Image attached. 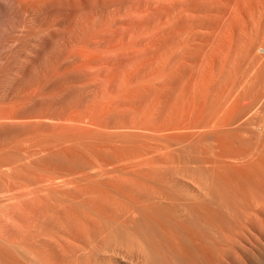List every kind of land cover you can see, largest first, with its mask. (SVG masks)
Segmentation results:
<instances>
[{"label":"rangeland","instance_id":"obj_1","mask_svg":"<svg viewBox=\"0 0 264 264\" xmlns=\"http://www.w3.org/2000/svg\"><path fill=\"white\" fill-rule=\"evenodd\" d=\"M148 1L0 0V264H264V0Z\"/></svg>","mask_w":264,"mask_h":264},{"label":"bare ground","instance_id":"obj_2","mask_svg":"<svg viewBox=\"0 0 264 264\" xmlns=\"http://www.w3.org/2000/svg\"><path fill=\"white\" fill-rule=\"evenodd\" d=\"M12 1H13V0H12ZM16 1H17V2H16ZM38 1H39V0H36V2H38ZM149 1H150V0H149ZM149 1H148L149 4H153V5L157 4V5H158V3L160 4V1H161V0H159V2H157V1L154 0V1H155L154 3L151 2V1L149 2ZM152 1H153V0H152ZM169 1H170V0H169ZM172 1H174V0H172ZM176 1H177V0H176ZM178 1H179V0H178ZM178 1H177V2H178ZM182 1H183V0H182ZM182 1H180V2H182ZM185 1L187 2V0H185ZM189 1H190V0H189ZM193 1H194V0H193ZM196 1L199 2V0H196ZM200 1H201V0H200ZM210 1H213V0H210ZM256 1H257V0H256ZM14 2L19 3V4L22 6L21 9L25 10V13H24V12H23V13L26 14V16H27V20H28V19L30 20V19L32 18V15H33V14H32L33 8L35 7V4H37V3H35V0H14ZM136 2H137V1H136ZM136 2H134V3H136ZM156 2H157V3H156ZM166 2L168 3V0H167V1L165 0V1L163 2V5H164ZM208 2H209V1H208ZM216 2H217V0H216ZM219 2H220V1H219ZM221 2H223V1H221ZM231 2H232V1H231ZM238 2H239V1H238ZM254 2H255V1H254ZM38 3H39V2H38ZM43 3H44V2H43ZM139 3H140V2H139ZM139 3H137V5H138ZM142 3H143V2H142ZM145 3H146V0H145ZM161 3H162V2H161ZM191 3H192V2H191ZM234 3H235V0H234ZM252 3H253V2H252ZM256 3H257V2H256ZM258 3H260V2H258ZM258 3H257V4H258ZM168 4H170V3H168ZM184 4H185V3H184ZM187 4H190V3H187ZM193 4H194V3H193ZM197 4H198V3H197ZM197 4H194V5L196 6ZM200 4H201V3H200ZM200 4H199V5H200ZM221 4H222V3H221ZM223 4H224V3H223ZM226 4H227V3H226ZM240 4H241V3H240ZM240 4H239V5H240ZM249 4L251 5V2H250ZM263 4H264V3H263ZM263 4H262V5H263ZM20 5H18V6L21 7ZM41 5H42V4H41ZM118 5H119V4H118ZM146 5H147V3H146ZM153 5H151V7H152ZM161 5H162V4H161ZM163 5H162V6H163ZM165 5H166V4H165ZM170 5H171V4H170ZM180 5H181V4H180ZM191 5H192V4H191ZM199 5H198V6H199ZM203 5H204V8H206L204 2H203ZM203 5H202V6H203ZM212 5H213V4H212ZM212 5H211V6H212ZM218 5H219V4H218ZM235 5H236V4L233 5V3H232L233 8L230 7V8L232 9V11H233V9L235 8ZM148 6H149V5H148ZM148 6H147V7H148ZM162 6H160V7L162 8ZM168 6H169V5H168ZM195 6L192 5V7H193L192 9H194ZM211 6H208V7H211ZM216 6H217V5H216ZM219 6H220V5H219ZM223 6H226V5H223ZM223 6H221V7H223ZM242 6H244V5H242ZM246 6L248 7V5H246ZM252 6H253V5H252ZM36 7H37V6H36ZM36 7H35V8H36ZM147 7H146V8H147ZM153 7H154V6H153ZM153 7H152V8H153ZM160 7H159V8H160ZM179 7H180V6H179ZM185 7H188V6L185 5ZM208 7H207L206 9H208ZM212 7L214 8V6H212ZM212 7H211V8H212ZM250 7H251V6H250ZM253 7H254V6H253ZM258 7H260V6H258ZM106 8H107V7H106ZM139 8H140V6H139ZM152 8H151V9H152ZM156 8H157V7H156ZM156 8H154V9H156ZM188 8H189V7H188ZM188 8H187V9H188ZM201 8H202V7H201ZM211 8H210V9H211ZM217 8H218V6H217ZM226 8L228 9L227 6H226ZM262 8H264V7L262 6ZM147 9H148V8H147ZM154 9H153V10H154ZM171 9H172V8H171ZM177 9H178V7H177ZM185 9H186V8H185ZM195 9H196V8H195ZM210 9H209V10H210ZM222 9H224V7H223ZM231 9H230V10H231ZM23 10H22V11H23ZM136 10H137V9H136ZM168 10H169V9H168ZM175 10H176V9H175ZM197 10H198V9H197ZM212 10H213V9H212ZM224 10H225V9H224ZM234 10H236V9H234ZM34 11H35V10H34ZM34 11H33V12H34ZM170 11H171V10H170ZM176 11H177V10H176ZM185 11H186V10H184V12H185ZM216 11L218 12L219 10H216ZM258 11H259V10H258ZM260 11H261V10H260ZM136 12H137V11H136ZM136 12H135V13H136ZM159 12H160V11H159ZM173 12H174V10H173ZM181 12H182V11H181ZM181 12H180V13H181ZM196 12H197V11H196ZM214 12H215V11H214ZM227 12H228V11H227ZM245 12H247V11H245ZM34 13H35V12H34ZM137 13H138V12H137ZM145 13H146V12H145ZM180 13H178V15H179ZM182 13H183V12H182ZM229 13H231V11H230ZM234 13H235V12H234ZM240 13H241V12H240ZM31 14H32V15H31ZM141 14H142V13H141ZM143 14H144V13H143ZM187 14H188V13H187ZM243 14H244V12H243ZM135 15H137V14H135ZM151 15H152V14H151ZM159 15H160V13H159ZM159 15H158V16H159ZM173 15H174V14H173ZM175 15H176V13H175ZM184 15H185V14H184ZM188 15H190V13H189ZM204 15H205V14H204ZM261 15H262V14H261ZM126 16H127V15H126ZM129 16H130V15H129ZM132 16H133V15H132ZM139 16L141 17V15H139ZM139 16H138V18H139ZM145 16H146V15H145ZM155 16H156V15H155ZM163 16H164V15H163ZM193 16H194V15H193ZM229 16H231V15H229ZM229 16H228V17H229ZM240 16H242V15L240 14ZM173 17H174V16H173ZM198 17H199V16H198ZM225 17H227V16H225ZM249 17H250V16H249ZM123 18H124V17H123ZM144 18H145V17H144ZM156 18H157V17H156ZM176 18H177V17H176ZM178 18H179V17H178ZM178 18H177V19H178ZM181 18H182V17H180V19H181ZM184 18H185V16H184ZM186 18H188V16H187ZM194 18H195V17H194ZM222 18H223V17H222ZM233 18H234V17H233ZM242 18H243V17H242ZM125 19H126V18H125ZM131 19H132V18H131ZM139 19H140V18H139ZM139 19H138V20H139ZM150 19H151V18H150ZM154 19H155V17H154ZM154 19H153V20H154ZM180 19H179V20H180ZM206 19H207V18H206ZM132 20H133V19H132ZM134 20H135V19H134ZM144 20H145V19H144ZM186 20H187V19H186ZM192 20H193V19L189 20V22L192 21ZM254 20H255V19H254ZM30 21H31V20H30ZM128 21H129V20H128ZM150 21H151V20H150ZM150 21L148 20V22H150ZM156 21H157V19H156ZM182 21H185V20L183 19ZM193 21H194V20H193ZM195 21H196V20H195ZM204 21H205V20H204ZM221 21H222V20H220V22H218V21H217V22L220 24V23L223 22V21H222V22H221ZM225 21H226V19H225ZM251 21H252V20H251ZM120 22H121V21H120ZM140 22H142V20H141ZM180 22H181V21H180ZM215 22H216V21H215ZM164 23H165V22H164ZM175 23H176V22H175ZM204 23H205V22H204ZM236 23H237V22H236ZM244 23H245V22H244ZM244 23H243V24H244ZM246 23H247V22H246ZM259 23H260V21H259ZM95 24H96V22H95ZM160 24H161V23H160ZM177 24H178V23H177ZM219 24H218V25H219ZM222 24H223V23H222ZM237 24H238V23H237ZM239 24H240V23H239ZM239 24H238V27L240 26ZM248 24H249V23H248ZM250 24H251V23H250ZM163 25H164V24H163ZM174 25H175V24H174ZM210 25H211V24H210ZM213 25H214V24H213ZM215 25H217V23H216ZM218 25H217V27H218ZM223 25H224V24H223ZM252 25H253V24H252ZM107 26H108V25H107ZM143 26H144V23H143ZM161 26H162V25H161ZM166 26H167V25H166ZM139 27H141V26H139ZM162 27H163V26H162ZM174 27H175V26H174ZM174 27H173V28H174ZM217 27H216V28H217ZM240 27H241V26H240ZM134 28H135V27H134ZM165 28H166V27H165ZM199 28H200V27H199ZM233 28H234V26H233ZM235 28H236V27H235ZM242 28H243V27H242ZM244 28H245V27H244ZM247 28H249V27H247ZM103 29H104V28H103ZM126 29H127V28H126ZM129 29H130V28H129ZM158 29H160V27H159ZM187 29H188V28H187ZM208 29H209V28H208ZM240 29H241V28H240ZM99 30H100V29H99ZM133 30H134V29H133ZM137 30H138V29H137ZM216 30H217V29H216ZM242 30L245 31V29H242ZM129 31H130V30H129ZM185 31H186V30H185ZM217 31H218V30H217ZM127 32H128V31H127ZM130 32H131V31H130ZM137 32H138V31H137ZM238 32H239V31H238ZM101 33H102V32H101ZM104 33H105V32H104ZM170 33H171V32H170ZM198 33H199V32H198ZM200 33H201V32H200ZM216 33H217V32H216ZM218 33H219V32H218ZM239 33H240V32H239ZM122 34H123V33H122ZM144 34H146V33H144ZM144 34H143V35H144ZM154 34H155V33H154ZM222 34H223V33H222ZM263 34H264V33H263ZM147 35H148V34H147ZM147 35H146V36H147ZM174 35H175V34H174ZM174 35H173V36H174ZM176 35H177V34H176ZM199 35H200V34H199ZM203 35H204V34H203ZM206 35H207V33H206ZM209 35H210V34H209ZM209 35H208V36H209ZM261 35H262V34H261ZM135 36H136V35H135ZM135 36H134V37H135ZM154 36H155V35H154ZM181 36H182V35H181ZM216 36H217V35H216ZM93 37H94V36H93ZM137 37H138V36H137ZM147 37H148V36H147ZM157 37H158V36H157ZM169 37H170V36H169ZM229 37H230V36H229ZM237 37H238V36H237ZM246 37H247V36H246ZM258 37H259V36H258ZM261 37H263V36H261ZM139 38H140V37H139ZM143 38H144V37H143ZM174 38H175V37H174ZM178 38H179V37H178ZM186 38H187V37H186ZM215 38H216V37H215ZM242 38H243V37H242ZM100 39H101V38H100ZM155 39H156V38H155ZM212 39H213V38H212ZM87 40H88V39H87ZM134 40H135V38H133L132 41H134ZM171 40H172V39H171ZM174 40H175V39H174ZM248 40H249V39H248ZM94 41H95V40H94ZM102 41H103V40H102ZM89 42H90V41H89ZM109 42H110V41H109ZM135 42H136V40H135ZM137 42H138V40H137ZM171 42H172V41H171ZM206 42H207V41H206ZM210 42L212 43V41H210ZM132 43H133V42H132ZM165 43H167V40H166ZM207 43H208V42H207ZM219 43H220V42H219ZM221 43H222V42H221ZM97 44H98V43H97ZM109 44H110V43H109ZM170 44H171V43H170ZM197 44H199V43H197ZM197 44H196V45H197ZM201 44H202V43H201ZM201 44H200V45H201ZM209 44H210V43H209ZM224 44H225V43H224ZM141 45H142V44H141ZM164 45H166V44H164ZM171 45H172V44H171ZM212 45H213V44H212ZM130 46H131V45H130ZM147 46H148V45H147ZM190 46H191V45H190ZM133 47H134V46H133ZM144 47H145V46H144ZM149 47H150V46H149ZM187 47H188V46H187ZM208 47H209V46H206L207 49H208ZM218 47H219V46H218ZM120 48H121V47H120ZM131 48H132V47H131ZM162 48H163V47H162ZM202 48H205V47H201V50H202ZM206 48H205V49H206ZM210 48H211V46H210ZM107 49H108V48H107ZM179 49H180V48H179ZM182 49H183V47H182ZM189 49H190V48H189ZM205 49H204V51H205ZM214 49H215V48H213V50H214ZM218 49H219V48H218ZM222 49H223V47H222ZM123 50H124V49H123ZM128 50H129V49H128ZM133 50H135V49H133ZM196 50H197V49H196ZM215 50H216V49H215ZM220 50H221V48H220ZM223 50H224V49H223ZM78 51H79V50H78ZM180 51H181V50H180ZM204 51H203V53H204ZM206 51H207V50H206ZM216 51H217V50H216ZM230 51H231V50H230ZM115 52H116V51H115ZM150 52H151V51H150ZM178 52H179V51H178ZM194 52H195V50H194ZM214 52H215V51H214ZM217 52H218V51H217ZM221 52H222V51H221ZM130 53H131V52H130ZM134 53H136V52H134ZM151 53H153V52H151ZM224 53H225V52H224ZM113 54H114V53H113ZM116 54H117V53H116ZM118 54H119V53H118ZM198 54H199V53H198ZM211 54H212V53H211ZM216 54H217V53H216ZM218 54H219V56H222V55H220L219 52H218ZM233 54H234V53H233ZM114 55H115V54H114ZM131 55H132V54H131ZM147 55H148V54H147ZM170 55H171V54H170ZM170 55H169V56H170ZM177 55H178V54H177ZM203 55H204V54H203ZM203 55H202V57H203ZM85 56H87V55H85ZM134 56H135V55H134ZM184 56H185V55H184ZM206 56H207V55H206ZM219 56H218V57H219ZM123 57H124V56H123ZM126 57H127V56H126ZM214 57H215V55H214ZM214 57H213V59H214ZM220 58H221V57H220ZM226 58H231V57H227V55H226ZM128 59H129V58H128ZM249 59H251V58H249ZM92 60H93V58H92ZM131 60H132V59H131ZM180 60H181V59H180ZM199 60H200V58H199ZM215 60H216V59H215ZM217 60L219 61V59H217ZM229 60H230V59H229ZM231 60H232V59H231ZM104 61H105V60H104ZM116 61H117V60H116ZM118 61H119V60H118ZM152 61H153V60H152ZM164 61H165V60H164ZM213 61H214V60H213ZM218 61H217V62H218ZM235 61H236V60H235ZM249 61H250V60H249ZM87 62H88V61H87ZM107 62H108V61H107ZM145 62H146V61H145ZM161 62H162V61H161ZM173 62H174V61H173ZM229 62H230V61H229ZM229 62H225V64H226V63L230 64ZM159 63H160V62H159ZM195 63H196V62H195ZM211 63H212V62H211ZM213 63H215V61H214ZM220 63H221V62H220ZM233 63H234V62H233ZM146 64H147V63H146ZM151 64H152V63H151ZM235 64H236V63H235ZM158 65H159V64H158ZM164 65H165V64H164ZM210 65H211V64H210ZM220 65H223V64H220ZM220 65H219V66H220ZM232 65H234V64H232ZM251 65H252V64H251ZM182 66H183V65H182ZM226 66H227V64H226ZM228 66H229V65H228ZM138 67H139V65H138ZM199 67H200V66H199ZM209 67H210V66H209ZM211 67H212V66H211ZM229 67H230V66H229ZM147 68H148V67H147ZM213 68H214V67H213ZM216 68H217V67H216ZM222 68H223V70H224V68H226V67H222ZM230 68H231V67H230ZM233 68H235V67H233ZM233 68H231V70H233ZM217 69H218V68H217ZM89 70H90V69H89ZM110 70H111V69H110ZM119 70H120V69H119ZM155 70H157V69H155ZM177 70H178V69H177ZM196 70H197V69H196ZM213 70H214V69H213ZM223 70H222V71H223ZM228 70H229V72H230V69H228ZM239 70H240V69H239ZM210 71H211V70H210ZM216 71H219V69L216 70ZM226 71H227V69H226ZM236 71H237V70H236ZM245 71H246V70H245ZM132 72H133V71H132ZM227 72H228V71H227ZM224 73H226V72H224ZM232 73H233V72H232ZM134 74H135V73H134ZM166 74H167V73H166ZM217 74L220 75L221 73H217ZM227 74H228V73H226V75H227ZM230 74H231V73H230ZM254 74H255V73H254ZM219 75H218V76H219ZM231 75H232V74H231ZM231 75H230V76H231ZM157 76H158V74H157ZM216 76H217V75H216ZM216 76H215V77H216ZM242 76H243V75H242ZM155 77H156V76H155ZM194 77H195V76H194ZM215 77H214V78H215ZM220 77H221V76H220ZM96 78H97V77H96ZM214 78H213V79H214ZM217 78H218V77H217ZM225 78H226V77H225ZM231 78H232V77H231ZM238 78H239V77H238ZM263 78H264V77H263ZM127 79H128V78H127ZM149 79H150V78H149ZM222 79H223V78H222ZM136 80H137V79H136ZM218 80H220V79H218ZM225 80H226V79H225ZM230 80H231V79H230ZM232 80H233V79H232ZM238 80H239V79H238ZM242 80H243V78H242ZM251 80H252V79H251ZM195 81H196V80H195ZM215 81H216V80H215ZM223 81H224V79H223ZM260 81H261V80H260ZM119 82H120V81H119ZM207 82H208V81H207ZM216 82H217V81H216ZM220 82H222V81H220ZM220 82H218L217 84H220ZM225 82H226V84H227V80H226ZM187 83H188V82H187ZM229 83H230V82H229ZM235 83H236V82H235ZM239 83H240V82H239ZM155 84H156V83H155ZM215 84H216V83H215ZM222 84H223V83H222ZM226 84H224V85H226ZM230 84H231V83H230ZM224 85H222V86H224ZM231 85H233V84H231ZM240 85H241V84H240ZM222 86H221V87H222ZM229 86H230V85H229ZM229 86H228V88H229ZM212 87H214V86H212ZM238 87H239V84H238ZM241 87H242V86H241ZM216 88H217V87H216ZM223 88H224V87H223ZM223 88H220L221 91H222ZM226 88H227V87H226ZM228 88H227V89H228ZM231 88H232V87H231ZM231 88H230V90H232ZM237 89H239V88H237ZM259 89H260V88H259ZM158 90H159V89H158ZM214 91H215V90H214ZM217 92H219V89H218ZM235 92H236V91H235ZM214 93H215V92H214ZM224 93H225V91L223 90V94H224ZM230 93H231V92H230ZM232 93H233V92H232ZM232 93H231V94H232ZM219 94H220V93H219ZM228 94H229V93H228ZM234 94H235V93H234ZM224 95H226V94H224ZM215 96H217V95H214V96H213V100L216 98ZM219 96H220V95H219ZM222 96H223V95H222ZM227 96H228V95H227ZM227 96H226V97H227ZM214 97H215V98H214ZM228 97H229V96H228ZM237 97H238V95H237L235 98H237ZM221 98H222V97H221ZM235 98H234V99H235ZM159 99H160V98H159ZM218 99H219V98H218ZM224 99H225V98H224ZM167 100H168V99H167ZM237 101H238V100H237ZM216 102H217V101H216ZM224 103H225V102H224ZM234 103H235V102H234ZM236 103H238V102H236ZM236 103H235V104H236ZM239 103H240V102H239ZM243 103H244V102H243ZM204 104H205V103H204ZM217 104H218V102H217ZM221 104H222V103H221ZM221 104H220V105H221ZM228 104H229V103H228ZM235 104H234V105H235ZM247 104H248V103H247ZM209 105H210V104H209ZM215 105H216V104H215ZM237 105H238V104H237ZM237 105H236V106H237ZM243 105H244V104H243ZM254 105H256V104H254ZM153 106H154V105H153ZM226 106H227V105H226ZM230 106H231V105H230ZM129 107H130V106H129ZM220 107H221V106H220ZM228 107H229V106H228ZM233 107H234V106H233ZM243 107H244V106H243ZM237 108H238V107H237ZM239 108H240V107H239ZM217 109H218V107H217ZM222 109H224V107H223ZM227 109H229V108H227ZM233 109H234V108H233ZM243 109H244V108H243ZM107 110H108V109H107ZM229 110H230V109H229ZM230 111H231V110H230ZM237 111H238V110H237ZM247 111H248V110H247ZM259 111H260V109H259ZM217 112H220V109H219ZM222 112H223V111H222ZM224 112H225V111H224ZM232 112H233V111H232ZM232 112H230V113L233 114ZM244 112H245V110H244ZM260 112H261V111H260ZM225 113H226V112H225ZM227 113H228V111H227ZM235 113H236V111H235ZM235 113H234V115H235ZM245 113H246V112H245ZM250 113H251V111H250ZM255 113H256V112H255ZM201 114H203V112H202ZM218 114H219V113H218ZM220 114H221V113H220ZM223 114H224V113H223ZM231 114H229V115H231ZM203 115H204V114H203ZM216 115H217V114H216ZM238 115H239V114H238ZM222 116H224V115H221L220 118H222ZM236 116H237V115H236ZM241 116H242V115H241ZM252 116H253V115H250V116H249V120L251 119L250 117H252ZM165 117H166V116H165ZM225 117H226V114H225ZM225 117H223V119H224ZM207 119H208V118H207ZM217 119H218V118H217ZM223 119L221 120L222 125H223L224 123H225V124L227 123V122H226V121H227V120H226L227 118H225V120H223ZM230 119H231V118H230ZM242 119H243V118H242ZM200 120H201V118H200ZM231 120H232V119H231ZM235 120H236V119H235ZM238 120H239V119H238ZM246 120L248 121V119H246ZM182 121H183V120H182ZM203 121H205V120H203ZM203 121H202V122H203ZM217 121H218V123H221V122H219V119H218ZM223 121H224V123H223ZM230 122H231V121H230ZM230 122H228V123H230ZM239 122H240V121H239ZM244 122H245V121H244ZM244 122H243V124H244ZM187 123H188V122H187ZM194 123H195V122H194ZM203 123H205V122H203ZM203 123H202V124H203ZM231 123H232V122H231ZM245 123H248V122H245ZM206 124H208V123H206ZM211 124H212V123H211ZM214 124H216V123H214ZM214 124H212V125H214ZM147 125H148V124H147ZM218 125H219V127H220V126L222 127L221 124H218ZM218 125H216V126H218ZM231 125H232V124H231ZM240 125H241V123H240ZM205 126H206V125H205ZM207 126H209V125H207ZM225 126H226V125H224V127H225ZM227 126H228V125H227ZM229 126H230V125H229ZM238 126H239V125H238ZM238 126H237V127H234V128H238ZM242 126H243V125H242ZM144 127H145V125H144ZM178 127H179V126H178ZM211 127H213V126H211ZM221 127H220V128H221ZM224 127H223V128H224ZM232 127H233V125H232ZM243 127H244V126H243ZM187 128H188V127H187ZM189 128H190V127H189ZM199 128H200V127H199ZM208 128H209V127H208ZM208 128H202V129H203V130H204V129H205V130H206V129L208 130ZM215 128H217V127H215ZM241 128H242V127H241ZM256 128H257V127H256ZM210 129H211V128H210ZM221 129H222V128H221ZM221 129H220V130H221ZM226 129H227V127H226ZM231 129H232V128H231ZM127 130H128V129H127ZM143 130H144V129H143ZM169 130H170V129H169ZM191 130H192V129H191ZM195 130H196V129H195ZM213 130L216 131V130L214 129V127H213ZM218 130H219V129H218ZM145 131H146V130H145ZM149 131H150V130H148V132H149ZM157 131H158V130H157ZM183 131H184V130H183ZM185 131H186V130H185ZM189 131H190V130H189ZM197 131H198V130H197ZM148 132H147V133H148ZM171 132H172V131H171ZM187 132H188V131H187ZM191 132H192V131H191ZM150 133H151V132H150ZM152 133H154V132H152ZM165 133H167V132H165ZM165 133H164V134H165ZM182 133H184V132H182ZM243 133H244V132H243ZM107 134H108V133H107ZM161 134H162V133H161ZM174 134H175V133H174ZM180 134H181V133H180ZM180 134H179V135H180ZM188 134H190V133L188 132ZM145 135H146V134H145ZM247 135H248V134H247ZM240 136H242V134H240ZM245 136H246V135H245ZM144 137H145V136H144ZM188 137H189V136H188ZM242 138H243V136H242ZM161 139H162V138H161ZM247 139H248V138H247ZM155 143H156V142H155ZM109 148H110V147H109ZM155 152H156V151H155ZM56 186H57V185H56ZM85 243H86V242H85ZM75 252H76V251H75Z\"/></svg>","mask_w":264,"mask_h":264}]
</instances>
